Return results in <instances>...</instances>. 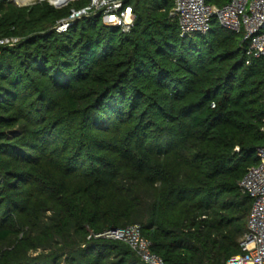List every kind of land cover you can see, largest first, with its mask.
<instances>
[{
	"label": "trees",
	"instance_id": "obj_1",
	"mask_svg": "<svg viewBox=\"0 0 264 264\" xmlns=\"http://www.w3.org/2000/svg\"><path fill=\"white\" fill-rule=\"evenodd\" d=\"M126 2L129 31L101 11L59 31L73 6L0 0V264H147L97 236L134 223L167 264L242 252L264 57L216 18L182 35L175 0Z\"/></svg>",
	"mask_w": 264,
	"mask_h": 264
},
{
	"label": "built area",
	"instance_id": "obj_2",
	"mask_svg": "<svg viewBox=\"0 0 264 264\" xmlns=\"http://www.w3.org/2000/svg\"><path fill=\"white\" fill-rule=\"evenodd\" d=\"M109 1L101 4L102 8L98 11L103 12V16L106 14V23L129 31L135 19L132 4L126 0ZM96 5L91 3L74 8L57 29L67 30L73 20L96 11ZM171 14L178 19L182 35L207 33L216 18L223 27L243 34L249 56L264 57V0H231L221 6L207 0H175ZM17 40L6 38L0 42L12 43ZM257 156L258 162L249 166L240 181L242 191L252 198L248 229L241 241L242 252L230 257L227 264H264V146L258 149ZM97 236L125 241L147 264H167L162 256L152 250L151 241L143 235L139 223L111 228Z\"/></svg>",
	"mask_w": 264,
	"mask_h": 264
},
{
	"label": "rangeland",
	"instance_id": "obj_3",
	"mask_svg": "<svg viewBox=\"0 0 264 264\" xmlns=\"http://www.w3.org/2000/svg\"><path fill=\"white\" fill-rule=\"evenodd\" d=\"M15 3H17L18 5H20V6H24V5H31V4H34V3H36V2H40V1H48L49 3H51V4H53L55 7H57V8H61V7H64V6H67V5H69V6H73V5H77V3L75 2V1H77V0H65V1H61V2H56V4L55 3H53V2H51V0H30V1H27V2H19V1H17V0H13ZM68 1V3L67 4H65V5H59V4H63V3H65V2H67ZM105 1H108V2H110L109 0H90V2L88 3V4H91V3H94V4H97L96 6H94V8H98V9H96V11H98V10H100L101 8H102V5L101 4H103ZM75 6H73V9L75 8ZM72 9V10H73ZM96 11H92V12H96ZM90 15V14H89ZM79 19V18H78ZM103 20L105 21V22H107V16H106V14L103 16Z\"/></svg>",
	"mask_w": 264,
	"mask_h": 264
},
{
	"label": "bare ground",
	"instance_id": "obj_4",
	"mask_svg": "<svg viewBox=\"0 0 264 264\" xmlns=\"http://www.w3.org/2000/svg\"><path fill=\"white\" fill-rule=\"evenodd\" d=\"M17 1H19V2H27V1H30V0H17ZM61 1H65V0H51V2H53L55 4H56V2H61Z\"/></svg>",
	"mask_w": 264,
	"mask_h": 264
}]
</instances>
